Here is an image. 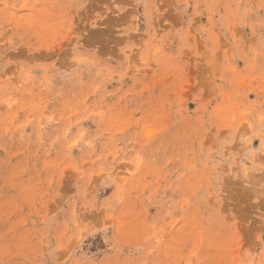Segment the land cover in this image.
Wrapping results in <instances>:
<instances>
[{"label":"rangeland","instance_id":"1","mask_svg":"<svg viewBox=\"0 0 264 264\" xmlns=\"http://www.w3.org/2000/svg\"><path fill=\"white\" fill-rule=\"evenodd\" d=\"M0 264H264V0H0Z\"/></svg>","mask_w":264,"mask_h":264}]
</instances>
